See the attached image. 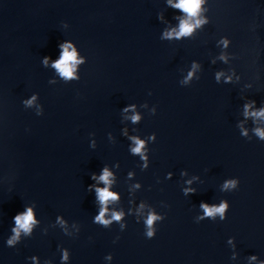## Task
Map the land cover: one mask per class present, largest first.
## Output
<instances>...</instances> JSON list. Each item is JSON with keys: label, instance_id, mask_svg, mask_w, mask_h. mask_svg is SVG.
Here are the masks:
<instances>
[{"label": "water", "instance_id": "water-1", "mask_svg": "<svg viewBox=\"0 0 264 264\" xmlns=\"http://www.w3.org/2000/svg\"><path fill=\"white\" fill-rule=\"evenodd\" d=\"M179 2L0 0V264H264V0Z\"/></svg>", "mask_w": 264, "mask_h": 264}, {"label": "clouds", "instance_id": "clouds-1", "mask_svg": "<svg viewBox=\"0 0 264 264\" xmlns=\"http://www.w3.org/2000/svg\"><path fill=\"white\" fill-rule=\"evenodd\" d=\"M201 2H202V0H180V2L177 5H175V7L184 10L185 12H187L189 14V16H195L198 12V9L200 8ZM196 23L198 25L201 22L197 21ZM193 28H194V25L190 24L187 21H183L180 25V31L179 32L168 33L167 35L168 36L175 35L176 37L188 35V34H191V32L193 31ZM75 60H76L75 51L69 52L67 50V47H65V50H64L63 55H62V59H60L58 62H56L53 66L55 68H57L63 76L71 78L73 76V70L69 66V63L74 62ZM254 115H256V114L254 113ZM259 115H264V113H259ZM260 135L264 136V132H260ZM134 151L139 152L140 147H137L136 149H134ZM107 176H108V173L105 172V175L102 176L101 179L107 180ZM100 198L102 201L106 202L110 198L116 199L117 197L113 193H111L107 190H102L100 192ZM204 207L206 209L207 215H213L214 213H217V212L223 214L226 205L222 204L219 208H208L206 205ZM103 215L104 214L102 212L101 215L97 217V220L103 221ZM114 219L118 220V219H120V216L116 215L114 217ZM154 219H155V217H150L148 219V224L151 225L153 223ZM15 220H16V223L19 226V228H22L26 231L29 230L30 226L34 220L32 209L29 208L27 210L26 214L18 215L15 218ZM103 222L107 223V221H103ZM149 235H152V233H149ZM9 243H11V241Z\"/></svg>", "mask_w": 264, "mask_h": 264}]
</instances>
